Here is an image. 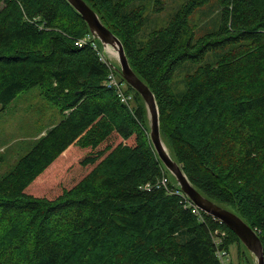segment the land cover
Returning <instances> with one entry per match:
<instances>
[{
  "label": "trees",
  "instance_id": "trees-1",
  "mask_svg": "<svg viewBox=\"0 0 264 264\" xmlns=\"http://www.w3.org/2000/svg\"><path fill=\"white\" fill-rule=\"evenodd\" d=\"M3 1L0 111L40 85L65 116L0 180V264H223L233 244L248 250L170 182L144 98L122 76L136 105L106 85L72 4ZM85 1L155 95L172 158L264 251V0H187L149 30L147 0Z\"/></svg>",
  "mask_w": 264,
  "mask_h": 264
},
{
  "label": "rangeland",
  "instance_id": "rangeland-1",
  "mask_svg": "<svg viewBox=\"0 0 264 264\" xmlns=\"http://www.w3.org/2000/svg\"><path fill=\"white\" fill-rule=\"evenodd\" d=\"M185 1L187 0H160L164 8L160 12H157L154 9L159 8L161 4L159 2L154 3V0H147L151 4V7L146 12L150 17V22L145 27V30L165 25ZM3 6L4 1L0 0V9ZM152 6H154V9ZM201 15L203 13L196 11L191 16V22L199 21L202 17ZM98 42L100 43L101 49L105 50L104 45L99 39ZM106 59L120 69V62L115 52L109 51ZM112 71L117 81H121L122 77L119 71L113 68ZM181 77L182 74H180L179 78ZM127 94L131 96V99L128 100L129 103L132 106L136 105L137 102L135 101L133 93ZM64 116L57 105L43 98L40 85H35L22 91L2 109L0 111V180L14 168L19 158L32 149L37 139L45 134L52 126L59 123ZM50 172L48 171V174ZM174 176L173 173L170 174V182L178 184ZM222 206L234 213L237 212V207L233 204L224 203ZM223 234L224 236L226 235L225 232ZM225 264H257V261L250 251H245L237 244H233L229 252H227Z\"/></svg>",
  "mask_w": 264,
  "mask_h": 264
},
{
  "label": "water",
  "instance_id": "water-1",
  "mask_svg": "<svg viewBox=\"0 0 264 264\" xmlns=\"http://www.w3.org/2000/svg\"><path fill=\"white\" fill-rule=\"evenodd\" d=\"M70 4L87 21L90 31L98 38L104 48L110 45L117 49V58L120 62V73L123 78L135 88L146 102L150 118V136L152 143L166 167L175 175L181 190L201 210L213 215L215 218L226 223L236 232L240 240L255 256L257 264H264V251L262 242L256 231L241 218L216 202L205 197L189 181L181 166L172 158L166 144L162 140L159 123V109L155 95L149 86L137 75L131 67L122 41L101 21L98 14L87 4L85 0H68Z\"/></svg>",
  "mask_w": 264,
  "mask_h": 264
},
{
  "label": "built area",
  "instance_id": "built-area-1",
  "mask_svg": "<svg viewBox=\"0 0 264 264\" xmlns=\"http://www.w3.org/2000/svg\"><path fill=\"white\" fill-rule=\"evenodd\" d=\"M85 43H89L91 44L97 51L98 53L101 55V59L106 61L104 56L101 54V52L98 50L97 44L92 40V36L90 34H88L86 37L80 39V42H78L79 45L85 44ZM109 64V63H108ZM105 83L108 87L111 88H115L121 101L123 102H128L129 99H131L130 95L125 94V92L122 89V83H120L119 81H117L114 72L112 71V69L110 70V73L107 77V79L105 80ZM226 254L225 251H222L220 253V256L223 257Z\"/></svg>",
  "mask_w": 264,
  "mask_h": 264
},
{
  "label": "bare ground",
  "instance_id": "bare-ground-1",
  "mask_svg": "<svg viewBox=\"0 0 264 264\" xmlns=\"http://www.w3.org/2000/svg\"><path fill=\"white\" fill-rule=\"evenodd\" d=\"M100 41V40H99ZM100 44V43H99ZM108 51L110 52H115L117 54V49L115 47H113L112 45H110L108 47ZM121 78V77H120ZM120 81V80H119ZM128 84V83H127ZM131 87V86H130ZM129 102V101H128ZM145 104V103H144Z\"/></svg>",
  "mask_w": 264,
  "mask_h": 264
}]
</instances>
